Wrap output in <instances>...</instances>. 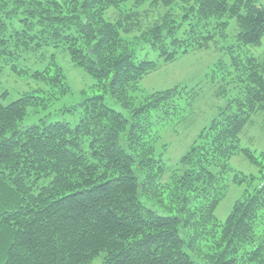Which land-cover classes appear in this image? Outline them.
Listing matches in <instances>:
<instances>
[{"label": "trees", "instance_id": "trees-1", "mask_svg": "<svg viewBox=\"0 0 264 264\" xmlns=\"http://www.w3.org/2000/svg\"><path fill=\"white\" fill-rule=\"evenodd\" d=\"M231 20L235 42L205 74L225 103L170 167L159 125L187 118L201 88L136 103L140 82L225 39ZM136 32L157 60L128 46ZM263 35L264 0H0V76L33 82L8 102L0 92V264H264V151L240 144L264 111V62L247 50ZM52 48L94 78L92 92L65 109L80 108L75 124H25L70 91ZM235 154L258 173L232 168ZM230 183L243 195L219 221Z\"/></svg>", "mask_w": 264, "mask_h": 264}, {"label": "rangeland", "instance_id": "rangeland-1", "mask_svg": "<svg viewBox=\"0 0 264 264\" xmlns=\"http://www.w3.org/2000/svg\"><path fill=\"white\" fill-rule=\"evenodd\" d=\"M110 16H108L109 19ZM238 32L235 20L230 21L225 39L217 44H212L208 49L196 50L187 55H182L177 60L168 63L160 62L159 67L148 73L140 82L141 92H138L135 102L142 101L146 93L160 90L170 86L186 85L200 87V97L196 102L194 109L190 112L180 124L172 121L166 125H159L160 147L158 151L166 159L168 166H174L178 163L181 156L187 150L189 144L196 136L198 129L207 124L216 114L217 105L225 103L223 98L217 97L216 93L220 90V82L211 84L207 81L205 74L212 69L214 62L224 56L221 46L235 42ZM128 46L136 49V54L141 57L145 56L152 60H157V52L153 50L139 33H133L126 37ZM249 53L264 62V35L258 45L248 46ZM54 54L57 63L64 69L70 91L58 99L51 101L46 108L38 107V112H29L24 118L25 124L36 122L41 117L49 120H64L75 124L79 119V109L73 112L66 111L67 107L76 106L81 98L80 91L85 89L91 93L95 83L94 78L76 67L69 59L67 53L61 48L49 49L48 55ZM50 58H45L40 63L46 65L50 63ZM40 66V65H38ZM33 82L26 78H18L12 74L3 73L0 76V92L7 89L9 94L4 98L6 102L17 97V93L29 90ZM74 104V105H73ZM118 108V105L116 104ZM219 107V106H218ZM48 115V116H46ZM240 144L255 150L257 153L264 151V111H259L253 115L251 121L246 124L240 134ZM230 165L235 170L246 174L258 173L257 167L252 165L243 154H235L230 159ZM243 186L230 183L225 197L221 200L215 210L216 217L223 221L229 213L233 203L242 198Z\"/></svg>", "mask_w": 264, "mask_h": 264}]
</instances>
